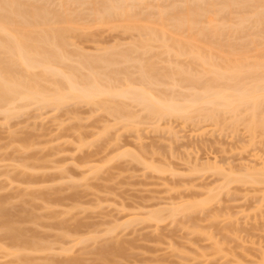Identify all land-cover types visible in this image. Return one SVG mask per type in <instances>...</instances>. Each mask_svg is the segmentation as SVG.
Instances as JSON below:
<instances>
[{
	"label": "rangeland",
	"instance_id": "obj_1",
	"mask_svg": "<svg viewBox=\"0 0 264 264\" xmlns=\"http://www.w3.org/2000/svg\"><path fill=\"white\" fill-rule=\"evenodd\" d=\"M52 2L58 1H48L55 6L56 3ZM171 3L154 5L168 6ZM84 6L86 8L81 7L85 10L73 7L74 13L78 14L82 9L85 12L89 5ZM228 11L223 15L227 14L224 18L229 21L245 13L231 8ZM91 22H78L82 31L69 36L71 44L79 46L80 54L85 53L84 50L87 56L94 53L99 56L103 48H125L138 39L135 32L131 36L123 28H110L113 24L98 26ZM244 30L245 34L248 33L246 37L244 33L234 40L227 37L229 44L255 37L252 34L256 30L254 27ZM186 35L183 32L181 37ZM71 47L68 51H78ZM96 47L99 52H95ZM156 47L155 44L154 50L151 49L145 58L165 66L163 50H158L163 54L158 58ZM151 55L152 58L157 56L155 60L150 58ZM257 55L262 54L257 52ZM250 60L252 62L253 58ZM128 65H125L128 71L134 73L132 64ZM52 109L30 105L6 119L7 122L0 116V202H4V207L1 206L10 213L8 216L13 214V221L18 219L14 222L16 227H24L25 232L28 231L26 234L33 235L31 237L39 242L45 241L50 248L54 247L39 253L24 252L31 254L25 256L28 262L264 264V201H260L262 193L258 191L263 186L236 181L227 184V181L242 178L239 176L246 173V166L257 168L261 161L250 156L256 152L264 158V138L257 137L250 144V135L241 125L233 131L229 126L219 128L202 123L196 128L190 122L181 124V121L173 120L169 124L161 122V128L156 130H153L156 125L151 129L153 124H142L137 135L135 130L122 128L123 123L117 121L116 124L113 114L110 116L94 105L69 102ZM131 111L139 112L136 108ZM164 124L171 128L170 131ZM169 133L179 137L173 138ZM135 136L140 138L137 140ZM27 165L31 170L24 168ZM21 169L30 172L18 176ZM27 178H31L30 181L35 179V182L27 185L24 181ZM224 184L226 189H222ZM208 189L213 192L208 194ZM209 195L214 198L210 200ZM40 196L42 199L38 198ZM203 200L207 201L206 204L199 206ZM162 204L165 209L172 208L173 204L176 208L182 207L173 220L165 217L161 224H152L148 214L152 210L164 209ZM193 205L197 206L192 211L190 207ZM162 214L166 216L167 211ZM64 232L70 236L60 237ZM0 237V264L27 262L19 260L20 256L14 258L11 252L15 248H11V242L3 235Z\"/></svg>",
	"mask_w": 264,
	"mask_h": 264
},
{
	"label": "bare ground",
	"instance_id": "obj_2",
	"mask_svg": "<svg viewBox=\"0 0 264 264\" xmlns=\"http://www.w3.org/2000/svg\"><path fill=\"white\" fill-rule=\"evenodd\" d=\"M45 1L42 3L41 0H0V116L4 121L7 122L6 119H10L23 107L30 105L57 109L65 103L77 102L94 105L106 114L108 112L110 116L113 114L115 123L119 121L117 123H123L122 128L135 130V133H138L142 124L148 123L150 126L153 124L151 129L156 125L153 129L156 130L161 128L160 125L163 124L161 122L169 124L173 120L181 121V124L190 122L195 124L192 126L196 128H198L196 125L202 123L220 126L219 128L229 126L233 131L241 125L250 135V144L251 140H256L257 137L264 138V51L261 50L264 48V0H57L58 4L52 2L57 6L50 5L49 0L46 3ZM169 1L172 3L168 6L154 5ZM84 5H89V8L82 12L86 8ZM77 6L85 8L81 7L84 10L75 14L73 7L78 8ZM142 8L150 10L147 12V9ZM230 8L235 12L245 13L236 15L233 21H229V18L228 20L224 18L227 14H223L231 11H228ZM220 15L222 17L218 18ZM88 20L90 22L92 20L93 24L96 23L98 26L113 24L110 28H123L128 31L127 35L136 34L138 39L136 38L137 40L130 45L126 43L128 46L121 49L101 48L103 53L100 52L99 56L96 53L91 54V57L87 56L88 53L86 54L84 50L85 53L80 54L79 46L74 47V43L71 44L69 41V36L79 30L82 31L77 26L78 22ZM249 26L258 31L255 30L254 33L252 31L254 38L246 40L243 38L242 41H232L233 44H229L227 37L232 40L242 37L239 34L244 33V28ZM183 32H186V37H181ZM247 34L246 32L244 37ZM155 44L158 48L156 52L163 50L164 56L158 51V58L161 54L166 57L164 61L162 60L163 64L167 63L165 66L145 58ZM71 46L77 48L79 52L76 49L68 51ZM73 50L74 52H71ZM99 50L96 47L95 52ZM250 51L254 53L248 54ZM257 52L262 55H257ZM152 56L151 59L157 57ZM157 62L159 63V60ZM128 64H132L135 75L128 71L125 66ZM120 65L122 67H118ZM163 86L165 88H161ZM132 108L139 110L137 111L139 114L133 113ZM165 126L170 131L171 128ZM170 136L175 138L178 135L172 133ZM135 138L139 139L140 136ZM123 153L125 154L124 151ZM259 155L255 152L250 158L261 161L258 165L260 168L246 166V173L239 176L242 178L227 181V184L236 181L263 186L258 191L262 193L260 201H264V158H260L262 156ZM23 167V170L29 169L28 165ZM88 167L90 168V165ZM26 169V172L23 170L20 174L17 172V175L29 174L30 171ZM28 177L33 178L30 175ZM30 180L31 178L24 180L25 184L32 185L35 179ZM226 186L222 189H226ZM31 189L33 191L32 187ZM212 192L209 190L208 194ZM41 196L44 198L45 195ZM209 196L211 200L216 194L212 195L214 197ZM205 202L207 201L199 202V206L200 204L203 206ZM1 203L0 234L11 242V248H15L14 252H11L14 258L20 256L19 260L25 261L31 254L24 252L39 253L54 248L46 245L45 241L39 242L35 237H31L33 235L26 234L28 231L25 232L24 227L19 228L20 225L16 227L14 222L18 219L13 221V214L12 218L8 216L10 213L2 208L4 202ZM173 205L172 208L165 209L163 205L164 209L159 208L155 212L152 210L148 214V220L152 224H157L165 217L173 220L182 207L176 208ZM196 206H191V210L196 209ZM164 210L167 211L166 216L162 214ZM65 235L67 237L69 234L64 232L60 237L65 238ZM28 260L22 264H29Z\"/></svg>",
	"mask_w": 264,
	"mask_h": 264
}]
</instances>
